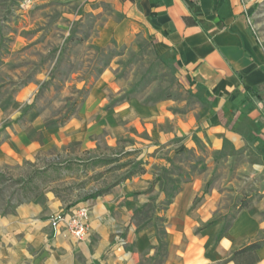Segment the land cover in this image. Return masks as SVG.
Listing matches in <instances>:
<instances>
[{"label": "rangeland", "instance_id": "rangeland-1", "mask_svg": "<svg viewBox=\"0 0 264 264\" xmlns=\"http://www.w3.org/2000/svg\"><path fill=\"white\" fill-rule=\"evenodd\" d=\"M244 2L264 50V0ZM119 21L113 0H0V109L27 107L15 121L22 129L34 121L63 137L53 135L58 145L0 171V211L46 194L74 206L135 173L132 179L143 176L155 196L133 222L141 231L155 230L164 246L150 264H161L164 214L183 183L208 173L207 189L221 196L211 225L223 221L225 229L244 204L264 200V180L244 179L247 154L254 169L259 151L245 153L227 140L215 150L194 134L187 147L185 138L169 135L170 121L144 115L165 103L174 117L199 123L215 107L205 88L184 81L150 37L135 34L103 44L108 24ZM121 107L129 113H118Z\"/></svg>", "mask_w": 264, "mask_h": 264}, {"label": "crops", "instance_id": "crops-1", "mask_svg": "<svg viewBox=\"0 0 264 264\" xmlns=\"http://www.w3.org/2000/svg\"><path fill=\"white\" fill-rule=\"evenodd\" d=\"M113 1L121 21L108 24L101 42H122L135 34L150 37L159 51L171 56L184 81L205 88L215 107L199 123L174 117L165 103L144 115L158 123L170 121L169 135L185 138L187 147H192L187 138L194 134L207 139L215 150L223 148L224 140L245 153L257 149L254 169L247 154L244 179L258 175L264 180V50L249 24L244 0ZM129 109L117 111L126 114ZM22 115L0 109V171L5 166L21 167L45 148L58 145L53 135L63 138L34 121L22 129L15 123ZM32 129L43 135L42 142L29 139ZM207 184L208 173H197L183 183L167 207L161 264H264V245L255 252L239 253L264 240V200L244 204L224 229L223 221L211 225L221 211V196ZM153 196L142 176L74 206L54 194L21 199L9 211H0V264L154 263L160 248L155 230L141 231L133 222L135 213ZM83 204L91 210L88 240L79 242L64 227L51 226L52 216Z\"/></svg>", "mask_w": 264, "mask_h": 264}, {"label": "built area", "instance_id": "built-area-1", "mask_svg": "<svg viewBox=\"0 0 264 264\" xmlns=\"http://www.w3.org/2000/svg\"><path fill=\"white\" fill-rule=\"evenodd\" d=\"M90 218V207L83 204L67 212L55 214L50 218V223L54 229L64 227L73 238L83 242L91 236Z\"/></svg>", "mask_w": 264, "mask_h": 264}, {"label": "trees", "instance_id": "trees-1", "mask_svg": "<svg viewBox=\"0 0 264 264\" xmlns=\"http://www.w3.org/2000/svg\"><path fill=\"white\" fill-rule=\"evenodd\" d=\"M29 110V108H24L23 109V114L26 113ZM28 137L31 140H38L40 142H42L43 140V135L41 133H38L36 130L32 129L31 131H29L28 133ZM136 174L135 173H131L129 176H127L125 179H123L122 181L113 184L112 186L106 188L105 190L102 191H98L97 193L87 197L84 201H87L88 199H95L97 197H100L102 195H104L105 193L109 192L111 189H113L114 187L123 184L125 181L132 179ZM174 197V196H173ZM139 213V212H138ZM264 245V240L254 243L251 246H248L247 248H245L244 250H242L239 253H244V252H255L256 250L260 249L262 246ZM164 245L161 243L160 248L162 249ZM238 254V253H237ZM164 257H165V252H164ZM163 257V259H164ZM163 261V260H162Z\"/></svg>", "mask_w": 264, "mask_h": 264}]
</instances>
